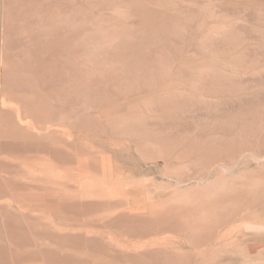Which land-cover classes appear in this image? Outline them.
<instances>
[{
    "label": "rangeland",
    "instance_id": "1",
    "mask_svg": "<svg viewBox=\"0 0 264 264\" xmlns=\"http://www.w3.org/2000/svg\"><path fill=\"white\" fill-rule=\"evenodd\" d=\"M0 264H264V0H0Z\"/></svg>",
    "mask_w": 264,
    "mask_h": 264
},
{
    "label": "bare ground",
    "instance_id": "2",
    "mask_svg": "<svg viewBox=\"0 0 264 264\" xmlns=\"http://www.w3.org/2000/svg\"><path fill=\"white\" fill-rule=\"evenodd\" d=\"M43 9V8H42ZM48 14V13H47ZM50 14V13H49ZM97 20V19H96ZM64 23V22H63ZM94 31V30H93ZM101 32V31H100ZM91 33V32H90ZM94 34V33H93ZM75 38V37H74ZM82 39H84V38H82ZM86 41V40H85ZM87 42V41H86ZM23 79V78H22ZM85 115V114H84ZM151 151V150H150ZM136 194H138V193H136Z\"/></svg>",
    "mask_w": 264,
    "mask_h": 264
}]
</instances>
